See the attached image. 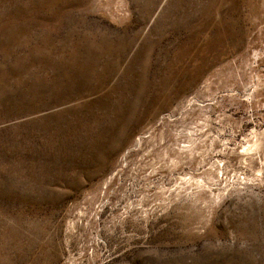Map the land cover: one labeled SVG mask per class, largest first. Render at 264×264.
<instances>
[{
  "label": "rangeland",
  "instance_id": "obj_1",
  "mask_svg": "<svg viewBox=\"0 0 264 264\" xmlns=\"http://www.w3.org/2000/svg\"><path fill=\"white\" fill-rule=\"evenodd\" d=\"M0 264H264V0H0Z\"/></svg>",
  "mask_w": 264,
  "mask_h": 264
}]
</instances>
